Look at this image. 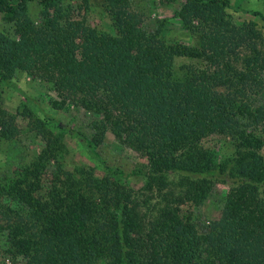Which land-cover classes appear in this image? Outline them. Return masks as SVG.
Masks as SVG:
<instances>
[{
	"label": "trees",
	"instance_id": "trees-1",
	"mask_svg": "<svg viewBox=\"0 0 264 264\" xmlns=\"http://www.w3.org/2000/svg\"><path fill=\"white\" fill-rule=\"evenodd\" d=\"M39 0L35 23L28 0H0L9 31L0 32V84L24 71L95 116L91 129L130 142L149 162L140 186L94 171H72L55 146L26 164L0 169V218L11 259L25 264H264V87L262 35L236 25L230 0H180L175 18L200 37L169 42L147 33L125 5L107 0L116 33L50 13ZM179 1V0H170ZM264 18V15H262ZM81 36L80 44L75 43ZM201 61L182 77L176 57ZM95 150L83 131L57 121ZM15 117L0 106V141ZM236 139L238 151L211 165L204 141ZM229 183L221 216L201 233L190 206L215 184ZM154 192L161 193L157 202ZM0 264H5L0 260Z\"/></svg>",
	"mask_w": 264,
	"mask_h": 264
},
{
	"label": "rangeland",
	"instance_id": "rangeland-1",
	"mask_svg": "<svg viewBox=\"0 0 264 264\" xmlns=\"http://www.w3.org/2000/svg\"><path fill=\"white\" fill-rule=\"evenodd\" d=\"M231 8L227 11L236 25L253 21L262 35L259 44L264 47V0H230ZM29 12L35 23L41 22V4L39 0H28ZM182 1L170 0H128L125 8L135 14L147 33L157 35L169 41L196 43L198 34L184 28L175 18V12ZM51 15L64 21L67 18L83 21L92 27L112 34L116 33L114 20L109 11L107 0H53L50 4ZM7 20L0 11V32L9 31ZM77 36L75 43H81ZM201 61L189 57H176L174 70L182 77L185 66L200 65ZM264 77V76H263ZM13 80L24 94L12 86L0 84V106L15 117V131L10 140L0 141V169H10L16 165L34 160L48 143L55 146L58 161L72 171H94L114 179L124 178L131 184L140 186L144 181L143 172L149 162L144 153L138 151L130 142L116 138L111 131L102 135L92 130L91 123L95 116L76 104L73 99H65L53 91L49 84L34 78L24 71H17ZM264 103V87L257 95ZM57 121L71 128L83 131L92 144L96 156H92L79 138L72 136L59 126ZM256 127L264 129V121ZM206 160L214 165L221 159L238 151L236 139L226 134H215L204 141ZM264 156V146L262 148ZM230 184H215L210 197L199 206H190L194 221L201 233L210 229L211 223L221 216L226 194ZM161 193L154 192L157 202H162ZM8 201L0 200V218L4 217ZM6 238L0 234V260L5 264H25L23 258L11 259L7 252Z\"/></svg>",
	"mask_w": 264,
	"mask_h": 264
}]
</instances>
